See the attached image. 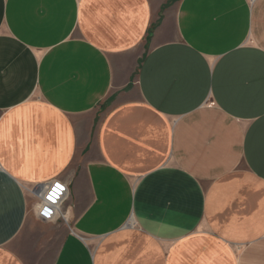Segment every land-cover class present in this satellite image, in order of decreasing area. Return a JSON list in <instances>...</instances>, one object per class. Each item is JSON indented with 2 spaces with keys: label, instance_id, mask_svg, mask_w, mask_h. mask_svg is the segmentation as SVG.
Listing matches in <instances>:
<instances>
[{
  "label": "crops",
  "instance_id": "obj_1",
  "mask_svg": "<svg viewBox=\"0 0 264 264\" xmlns=\"http://www.w3.org/2000/svg\"><path fill=\"white\" fill-rule=\"evenodd\" d=\"M0 264H264V0H0Z\"/></svg>",
  "mask_w": 264,
  "mask_h": 264
},
{
  "label": "built area",
  "instance_id": "obj_2",
  "mask_svg": "<svg viewBox=\"0 0 264 264\" xmlns=\"http://www.w3.org/2000/svg\"><path fill=\"white\" fill-rule=\"evenodd\" d=\"M37 194L39 198L36 206L37 219L51 222L61 217L62 204L68 194V187L62 180L54 179L42 184Z\"/></svg>",
  "mask_w": 264,
  "mask_h": 264
}]
</instances>
